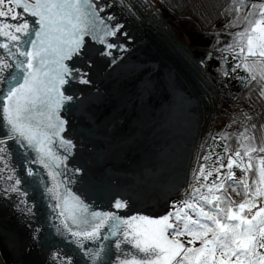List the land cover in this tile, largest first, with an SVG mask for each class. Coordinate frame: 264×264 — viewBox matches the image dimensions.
<instances>
[{
    "label": "snow or ice",
    "instance_id": "1",
    "mask_svg": "<svg viewBox=\"0 0 264 264\" xmlns=\"http://www.w3.org/2000/svg\"><path fill=\"white\" fill-rule=\"evenodd\" d=\"M132 7L127 0H0V18L17 21L0 20V36L5 38L0 48L14 58L9 63L0 57V83L6 85L0 90L6 129L0 139V161L4 162V168L9 167L7 142L11 140L22 147L34 148L38 159L31 162L49 169L54 181L63 175L57 169L67 167L76 144L61 135L68 121L61 117L60 111L78 102L70 89L74 83H92V70L98 60L107 58L110 64H115L114 52L128 51L129 33L116 10L133 14ZM17 9L34 17V23L28 19L19 22L21 14ZM223 15L230 17L223 28L213 26L212 32L205 33L215 38L201 64L212 59L213 51L219 53L220 66L216 71L225 79H234L249 88L250 93L256 91L257 98L264 100V0H232ZM221 33L231 37L222 47ZM21 44L31 47L21 51ZM225 53L231 55V60ZM74 60L80 62V67L67 63ZM8 69L15 71L3 75ZM241 71L245 74L240 75ZM240 116L243 119L234 116L224 129L209 133L214 144L217 136L226 142L224 152L230 153L226 157L227 172H221L225 167L224 156L218 155L209 169L211 154L201 156L198 152L197 167L192 170L193 183L188 185L190 191L184 193L187 199L181 202L182 207L158 218L147 215L125 218L117 212L89 213L79 197H74L72 212L66 214L68 197L61 196L58 182L47 189L55 199L64 200L63 206L55 205L61 208L59 215L64 217L60 226L54 225L55 235H62L63 229L77 237V246L84 248L85 240H97L101 229L108 225L116 237L118 250L122 244L130 243L139 253L117 256L118 264H264V124L252 123L253 117L246 111L241 110ZM237 123L239 128L230 131ZM257 131L261 133L259 138ZM53 137L59 138L64 155H56L49 147ZM233 139L237 144L234 151L227 143ZM206 143L207 139L200 145L201 151ZM201 159L205 163H200ZM254 159L258 160L255 169L258 179L250 181L248 174L254 170ZM234 168L241 173L239 178ZM11 171L13 175L7 181L13 183L2 194L10 197L15 193L26 198L28 192L20 187L22 180L15 175V169ZM81 171L75 168L73 174ZM27 175H34L31 168L27 169ZM209 177L213 178L211 184L201 182ZM229 188L242 196L239 203L229 194ZM128 206L127 200L115 199L116 210ZM16 207L24 214L34 215L33 206L26 199L20 200ZM186 210L194 213L195 218ZM69 218L78 231L72 230ZM41 230L34 229V238ZM106 247L101 244L97 251L85 249V254L91 256L94 264H109L105 259L109 255ZM61 255L59 250L55 251L52 264H73L71 255L64 253L62 260Z\"/></svg>",
    "mask_w": 264,
    "mask_h": 264
},
{
    "label": "water",
    "instance_id": "2",
    "mask_svg": "<svg viewBox=\"0 0 264 264\" xmlns=\"http://www.w3.org/2000/svg\"><path fill=\"white\" fill-rule=\"evenodd\" d=\"M144 3L146 4L145 1ZM17 11L21 14L19 22L28 19L30 23H34V17L23 13L22 9ZM0 20L17 23L10 18H0ZM4 40L5 38L0 36V42ZM132 41L130 38L127 42V52H114L116 63L122 62L129 53L136 51L137 46L135 47ZM95 46L99 47V45ZM30 47L31 45L21 44L20 50ZM12 51L15 52L16 49L12 48ZM0 57L8 59L9 63L14 61V58H9L6 50L2 48H0ZM67 63L80 67L79 61ZM110 65L107 58L96 63L98 67ZM14 71L8 69L3 75ZM5 87L6 85L0 83V90ZM95 89L90 84L74 83L70 91L75 93L78 102L60 111L61 117L68 121L66 131L61 135L65 139H71L76 144V148L67 161V167L61 166L57 169L63 172V175L57 177L56 181L49 175V169L39 162L35 164L31 162L38 159L34 148L22 147L17 141L7 142L8 175L9 171L10 175H13L11 170L15 169V175L22 180L21 189L28 192L26 198L13 193L5 199V208L14 210L18 224L16 232L11 235L26 246V249L35 252L42 261L47 259V255L51 256L52 260V254L59 250L62 254L61 260L63 254L67 253L73 257V264H94L91 256L85 254V249L97 251L103 244L107 246L106 251L109 254L105 259L112 264L117 261V256L122 258L125 251L122 245L120 250L115 247L116 237L111 234L108 225L101 229L97 240H85L84 248L77 246V237H73L63 229L62 235H55L54 225L60 226L61 221L64 220V217L59 215L61 208L55 205L60 203L63 206L64 200L55 199L47 191L48 188L60 183L59 193L68 197L66 214L72 212L74 197H79L89 213L117 212L118 215L127 218L134 215L142 204L145 206L146 203H150L151 197L156 193L154 191L156 184L163 182L162 174L157 171L166 165L168 150L165 146H161L166 130L160 126V120L149 122L151 111L147 105L135 111L125 105L119 107L104 105V100L94 95ZM241 90L240 85L237 92ZM4 123L3 105L0 103V139L4 138L6 132ZM49 147L56 155L65 154L58 137H53ZM0 162L4 166V162ZM29 168L32 169L33 176L27 175ZM75 168H81L82 171L74 175ZM120 198L127 200L129 206L126 209L116 210L114 202L115 199ZM23 199L27 200L29 206H33L34 215L24 214L17 209V203ZM68 223L73 231L79 230L77 225L72 224L70 218ZM37 227L42 230L34 238V229ZM104 235L109 237L108 240L102 239Z\"/></svg>",
    "mask_w": 264,
    "mask_h": 264
},
{
    "label": "bare ground",
    "instance_id": "3",
    "mask_svg": "<svg viewBox=\"0 0 264 264\" xmlns=\"http://www.w3.org/2000/svg\"><path fill=\"white\" fill-rule=\"evenodd\" d=\"M127 2L133 6V14L116 11L133 45L137 46L136 51L109 67L96 66L90 85L97 86L95 96L102 98L107 94L104 105H125L134 111L147 105L151 111L149 122L160 120V126L166 130L161 141V146L168 150L166 165L157 171L162 174L163 182L156 184L152 201L145 206L142 204L134 214L158 218L168 213L172 197L190 191L188 185L193 183L197 153L203 156L219 114L217 93L199 61L144 1ZM206 139L201 151L200 145ZM209 154L213 160L216 149ZM0 169H3L0 171V264H52L51 256L40 260L35 252L11 235L18 224L14 210L5 208L6 196L2 190L13 181H7L10 171L8 175V169L1 162ZM234 171L237 177L241 175L239 170L234 168ZM122 249L129 256L139 255L130 243L122 244Z\"/></svg>",
    "mask_w": 264,
    "mask_h": 264
},
{
    "label": "rangeland",
    "instance_id": "4",
    "mask_svg": "<svg viewBox=\"0 0 264 264\" xmlns=\"http://www.w3.org/2000/svg\"><path fill=\"white\" fill-rule=\"evenodd\" d=\"M144 1L146 2L150 10L154 12L160 18V20H162V22L172 31L174 37L179 41V43L182 46H184L197 61H199L200 65H202V67L204 68V71L208 74L207 77L212 83L213 88L216 90L217 104L219 107V114L217 116L216 123L214 125L213 133L219 132L220 130H222V128L223 129L225 128L223 126L227 122L228 120L227 116L232 108L233 94H235L239 90L240 84L234 79L233 80L225 79L216 71V69L220 66V61L217 59L219 53L213 51L212 59L206 60L203 64H201V61L205 60V57L209 51V45L215 37L206 36L205 33H202L191 20L187 18L180 19L175 17L173 14H171L167 9L163 7V5L159 0H144ZM231 2L229 3V5L231 4ZM224 16H225L224 18L225 21H227L230 18L227 15ZM221 41L222 43L220 46L222 47L224 44H227L231 41V37L221 33ZM225 55H227L228 59L231 60V55L227 53H225ZM244 74L245 73H243V71L240 72V75H244ZM97 91L98 89L96 88L95 92ZM106 97L107 94L101 99L104 100L105 98L106 100L107 99ZM110 104L112 105L114 103L110 102ZM235 126L236 124H234L231 129H234ZM224 143L226 142L222 141L217 136L215 144L211 140L207 144L203 154V155H208L212 150L216 149V157L213 160H209L207 162L209 169H211L213 161L217 160L218 155L224 156L225 167L221 169L222 173L227 172L226 157L228 154H230L224 152V147H223ZM216 145H220V146L217 147ZM201 163H205V161H202ZM216 166L218 167L219 165L217 164ZM240 176L241 175H239V177ZM248 178L250 181H254L258 179V174L252 175V172H250L248 174ZM212 179H213L212 177H209L207 181H201V182L211 184ZM196 186L199 187V184H197ZM202 191H206V189H202ZM231 196L237 203H239L242 200L234 195ZM185 199H187L185 195H176L172 197L169 201L168 212L170 211L174 212L177 208L182 207L181 202ZM173 205H175L176 207L174 208ZM186 211H189V214L193 215L195 218L194 213H192L190 210H186ZM197 246H199L198 243Z\"/></svg>",
    "mask_w": 264,
    "mask_h": 264
},
{
    "label": "trees",
    "instance_id": "5",
    "mask_svg": "<svg viewBox=\"0 0 264 264\" xmlns=\"http://www.w3.org/2000/svg\"><path fill=\"white\" fill-rule=\"evenodd\" d=\"M163 7L167 9L171 14L180 19H189L191 20L197 28L202 33L212 32L215 29L223 28V25L226 23L224 20L225 16H221V13L229 5L232 0H159ZM224 20V21H223ZM232 31V30H229ZM233 104L232 108L227 116V122L224 124H229V122L235 117L240 116L241 110L248 112L250 116L253 117L252 123L264 124V100H259L257 98V92H249V88L243 87L241 92L238 94H233ZM239 128V123L236 124L234 129L230 131H236ZM223 129V128H222ZM257 137L259 138L261 133L260 131L256 132ZM231 147L234 150L237 149L236 141L233 139L230 142ZM254 170L252 175H257L256 167L258 166V160H253ZM230 195H234L239 199H242V196L236 195L232 192L231 188L228 189Z\"/></svg>",
    "mask_w": 264,
    "mask_h": 264
},
{
    "label": "flooded vegetation",
    "instance_id": "6",
    "mask_svg": "<svg viewBox=\"0 0 264 264\" xmlns=\"http://www.w3.org/2000/svg\"><path fill=\"white\" fill-rule=\"evenodd\" d=\"M236 93H237V92H236ZM236 93H235V94H236Z\"/></svg>",
    "mask_w": 264,
    "mask_h": 264
}]
</instances>
